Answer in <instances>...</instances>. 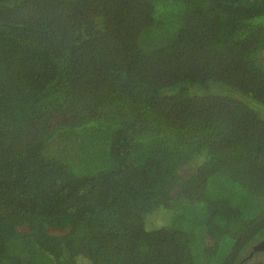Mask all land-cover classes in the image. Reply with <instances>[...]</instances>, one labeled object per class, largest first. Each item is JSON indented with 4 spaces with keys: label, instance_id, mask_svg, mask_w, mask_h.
Returning a JSON list of instances; mask_svg holds the SVG:
<instances>
[{
    "label": "trees",
    "instance_id": "1",
    "mask_svg": "<svg viewBox=\"0 0 264 264\" xmlns=\"http://www.w3.org/2000/svg\"><path fill=\"white\" fill-rule=\"evenodd\" d=\"M263 239L264 0H0V264Z\"/></svg>",
    "mask_w": 264,
    "mask_h": 264
},
{
    "label": "water",
    "instance_id": "2",
    "mask_svg": "<svg viewBox=\"0 0 264 264\" xmlns=\"http://www.w3.org/2000/svg\"><path fill=\"white\" fill-rule=\"evenodd\" d=\"M259 251H264V239L252 248V251H250L248 258H250L253 253Z\"/></svg>",
    "mask_w": 264,
    "mask_h": 264
},
{
    "label": "rangeland",
    "instance_id": "3",
    "mask_svg": "<svg viewBox=\"0 0 264 264\" xmlns=\"http://www.w3.org/2000/svg\"><path fill=\"white\" fill-rule=\"evenodd\" d=\"M249 264H264V253L256 256Z\"/></svg>",
    "mask_w": 264,
    "mask_h": 264
}]
</instances>
